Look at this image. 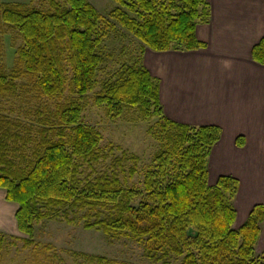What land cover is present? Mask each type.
<instances>
[{
	"label": "trees",
	"instance_id": "16d2710c",
	"mask_svg": "<svg viewBox=\"0 0 264 264\" xmlns=\"http://www.w3.org/2000/svg\"><path fill=\"white\" fill-rule=\"evenodd\" d=\"M47 1V10L0 4V30L23 40L12 70L0 62V188L8 202L18 205V230L27 236L23 248L34 252L35 264L48 261L52 250L40 249L36 227L62 211L68 225L80 221L86 231L142 243L145 255L157 263L176 258L180 264H264V250L256 253L264 206L256 205L235 229L239 181L222 176L209 185V159L221 129L169 119L159 82L145 67L123 65L93 100L112 120L127 109H137L145 122L157 119L151 133L161 149L142 189L124 186L117 171L136 163V156L123 153L114 158L111 174H98L97 166L114 150L105 153L103 135L82 121L85 99L102 66L112 60L103 51L107 32L116 30L109 20L155 53L205 50L197 27L211 21L207 0H113L118 6L109 20L88 0ZM252 59L264 66V37ZM7 104L27 108L30 123L7 114ZM236 144L243 148L245 138ZM137 172L133 166L130 178ZM4 243L0 234V247Z\"/></svg>",
	"mask_w": 264,
	"mask_h": 264
},
{
	"label": "crops",
	"instance_id": "0c3cea01",
	"mask_svg": "<svg viewBox=\"0 0 264 264\" xmlns=\"http://www.w3.org/2000/svg\"><path fill=\"white\" fill-rule=\"evenodd\" d=\"M207 2L211 21L197 27L207 49L157 54L166 72L160 76L166 77L161 104L177 123L221 129L208 164L210 186L231 176L240 192L250 179L257 191L264 184V66L253 61L252 50L264 37V0ZM239 137L245 138L243 148L237 147ZM16 207L0 188V233L13 227Z\"/></svg>",
	"mask_w": 264,
	"mask_h": 264
},
{
	"label": "rangeland",
	"instance_id": "374dc122",
	"mask_svg": "<svg viewBox=\"0 0 264 264\" xmlns=\"http://www.w3.org/2000/svg\"><path fill=\"white\" fill-rule=\"evenodd\" d=\"M88 1L107 20L111 19L109 15L118 6L113 0ZM47 2V0H0V4H25L38 7L41 10L49 8ZM109 22L116 25V30L107 32L108 36L105 39L103 51L106 55L112 56V60L102 66L97 76V85L94 91L85 99L87 108L82 121L103 135L101 148L105 153L110 149L114 150L110 159L97 166L98 174H111L115 169L113 166L114 158L121 157L123 153L129 157L136 156L138 158L136 163L129 161L124 165L123 171L121 168H117V171L124 186L142 189L145 174L151 167L155 155L161 149V143L151 133L157 119L145 122L137 109H127L120 119L112 120L107 117L104 108L94 105L93 100L102 91L105 83L115 79L116 73L123 65L137 64L140 67H145L150 73L152 69L154 74L151 73V75L159 82V86L163 81L165 82L166 77L162 81L160 76L166 72L159 60L158 53L144 48L139 41L123 30L114 20H109ZM22 45L23 40L18 33L11 31L2 33L0 30V62L7 70L14 68L17 50ZM4 108L7 114L16 120H20L23 124L30 123L33 118L27 108L18 106L15 108L11 104L5 105ZM133 166H137L138 172L133 178H130L129 170ZM253 180L244 182L242 192H240L241 186L239 187L237 196L233 201L237 212L235 229L244 224L256 205L264 206L261 204L264 203V184H259L258 190L254 191L250 189V184L256 182ZM257 201L261 203L257 204ZM17 210L18 205L16 212ZM16 212L13 227L6 233H0L5 237V243L0 247V264H35L34 252L23 248L22 241L27 239V236L18 230ZM64 216L63 211L59 212L55 218L36 227L35 240L40 249L45 246L52 248L49 254L51 257L48 261H44V264H98L90 260L95 257L115 261L118 264H162L145 255V248L142 243L129 239L112 240L104 236L102 232L86 231L83 228V222L80 221L74 225H68ZM263 250L264 225L256 248L257 255H261ZM181 261L182 259L172 258L168 264H180Z\"/></svg>",
	"mask_w": 264,
	"mask_h": 264
}]
</instances>
